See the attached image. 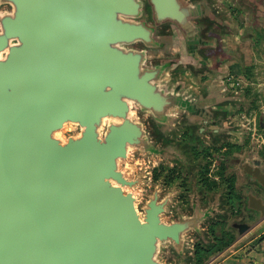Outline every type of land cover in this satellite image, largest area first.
<instances>
[{"label": "water", "instance_id": "water-1", "mask_svg": "<svg viewBox=\"0 0 264 264\" xmlns=\"http://www.w3.org/2000/svg\"><path fill=\"white\" fill-rule=\"evenodd\" d=\"M216 23L214 0H0V264H191L193 237L214 244L223 188L202 205L193 184L183 207L156 183L139 204L120 162L166 158L180 117L196 139L231 134L227 111L177 74L212 65ZM244 171L264 188V171ZM247 207L264 217V197Z\"/></svg>", "mask_w": 264, "mask_h": 264}, {"label": "rangeland", "instance_id": "rangeland-1", "mask_svg": "<svg viewBox=\"0 0 264 264\" xmlns=\"http://www.w3.org/2000/svg\"><path fill=\"white\" fill-rule=\"evenodd\" d=\"M214 4L219 11L220 23L211 28V34L217 37V48L207 51L212 56V65L196 71L185 66L177 74L183 76L196 93H210L213 108L227 111V122L232 132L228 137H219L218 144L229 142L238 147V151L227 153V171L236 173L239 189L246 183L247 177L233 166L234 161L238 159L237 162L241 163L257 158L264 167V0H253L252 3L243 0H214ZM172 52L178 54L177 43ZM221 101H225L222 106L216 105ZM133 118L145 123L148 119L136 107ZM181 119L172 135V141H176V137L183 132L190 133L184 130ZM76 131V127L68 125L61 131V135L67 136ZM208 137L210 134L205 133L202 140L209 142ZM173 145L175 147L168 149L166 158L154 155L148 161L145 152L132 149L129 157L120 162V168L127 177L137 173L141 176L140 185L133 189L139 204L153 189L154 184L150 181L152 168L160 161L173 165L176 161L170 156L176 152L188 163L180 166L181 169L190 174L196 173L197 163L192 162L187 152L176 149L177 144ZM211 158L215 164L211 168L215 170L219 157L214 154ZM245 213L246 208L243 206L242 218L246 217ZM246 221L252 228L242 235L231 230L230 219L226 221L225 227L233 233L231 240L228 235H224L221 225L211 224L209 229L214 244L210 248L202 246L193 237L191 264H264V217L259 219L253 215L252 219ZM166 255L170 256L171 253L167 252Z\"/></svg>", "mask_w": 264, "mask_h": 264}, {"label": "flooded vegetation", "instance_id": "flooded-vegetation-1", "mask_svg": "<svg viewBox=\"0 0 264 264\" xmlns=\"http://www.w3.org/2000/svg\"><path fill=\"white\" fill-rule=\"evenodd\" d=\"M176 139L177 140L173 141V143L178 142L180 146H183L185 148V150H183L184 153L187 152L190 155L192 162L197 163L198 166L196 173L194 172V174H190L187 171H183L177 163L168 165L164 161L157 163L150 173V181L153 184L160 183L163 193L173 186H176L177 189H179V193L175 197L174 205L176 202H180L183 207L188 205L187 193L190 191L193 184L202 190L200 200L202 205L206 203L207 196L213 195L214 192L223 188V198L228 210L225 218L221 217L215 221L208 222L206 229L210 238H212V233L209 229L211 224L217 223V225H221L225 236H233V233L225 227L227 226V220L230 219L229 227L231 230L239 234V231L242 228L241 223H248L246 220L252 219L253 215H256L259 218V211L247 207V196L248 194H252L255 197L263 198L264 188L248 172H245L244 169L253 170L255 167H259L260 170L264 171L260 159L252 158L250 160H244L241 163H238L237 159L236 162H233V166H236L240 174L247 177L246 183L237 189L236 173L234 171L228 173L227 171V161L229 160L227 153L238 151L237 146L229 142L218 144V139H215L212 136L208 137L209 142H206L192 137L190 133L184 132L176 137ZM214 154H217V157H219L218 165L215 170L211 168L212 166L215 167V164L213 163L214 159L211 158ZM255 160H258L259 164H256ZM137 177L142 181L139 173L128 178L137 179ZM244 191L245 194H243ZM243 206L246 208V217L244 218H242ZM251 228L252 227L249 229Z\"/></svg>", "mask_w": 264, "mask_h": 264}, {"label": "trees", "instance_id": "trees-1", "mask_svg": "<svg viewBox=\"0 0 264 264\" xmlns=\"http://www.w3.org/2000/svg\"><path fill=\"white\" fill-rule=\"evenodd\" d=\"M228 237H229V240H231L233 238V236H231V235H228ZM197 249H200V247L197 246Z\"/></svg>", "mask_w": 264, "mask_h": 264}]
</instances>
